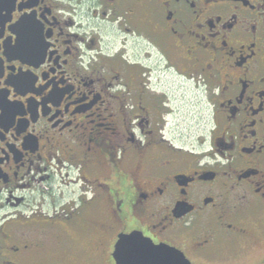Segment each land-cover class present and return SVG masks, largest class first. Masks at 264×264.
Wrapping results in <instances>:
<instances>
[{"label":"flooded vegetation","instance_id":"obj_1","mask_svg":"<svg viewBox=\"0 0 264 264\" xmlns=\"http://www.w3.org/2000/svg\"><path fill=\"white\" fill-rule=\"evenodd\" d=\"M132 232L190 264L264 240V0H0V264Z\"/></svg>","mask_w":264,"mask_h":264},{"label":"water","instance_id":"obj_2","mask_svg":"<svg viewBox=\"0 0 264 264\" xmlns=\"http://www.w3.org/2000/svg\"><path fill=\"white\" fill-rule=\"evenodd\" d=\"M130 235H138L141 239L148 241L144 237H141L140 234L137 232H132L128 235H122L119 237V239L121 237L130 236ZM151 246L152 249H159L164 253V259L167 261V264H190L189 260L183 255V253L177 249H174L172 247L169 248L162 247L161 245H153L152 243ZM116 247H117V243L115 245V251H116ZM157 256L158 254L152 251L151 249H139L129 254L127 259L131 261L132 264H150V262L156 259ZM114 258L116 260V263L118 264L115 252H114Z\"/></svg>","mask_w":264,"mask_h":264},{"label":"snow or ice","instance_id":"obj_3","mask_svg":"<svg viewBox=\"0 0 264 264\" xmlns=\"http://www.w3.org/2000/svg\"><path fill=\"white\" fill-rule=\"evenodd\" d=\"M117 243L115 255L118 264H132L127 259L129 254L139 249H151L158 254L157 258L150 262V264H167L164 259V253L159 249H152L149 241L141 239L138 235H130L121 237Z\"/></svg>","mask_w":264,"mask_h":264},{"label":"rangeland","instance_id":"obj_4","mask_svg":"<svg viewBox=\"0 0 264 264\" xmlns=\"http://www.w3.org/2000/svg\"><path fill=\"white\" fill-rule=\"evenodd\" d=\"M263 254L264 240L251 245V247L247 249L244 247L243 250L238 248L233 251H229L225 253L227 258H223V260H225L224 262H226V264H253L258 262V260H260V256Z\"/></svg>","mask_w":264,"mask_h":264}]
</instances>
